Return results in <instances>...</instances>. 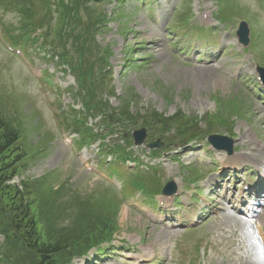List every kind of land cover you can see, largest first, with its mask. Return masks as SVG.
Instances as JSON below:
<instances>
[{
  "label": "rangeland",
  "instance_id": "1",
  "mask_svg": "<svg viewBox=\"0 0 264 264\" xmlns=\"http://www.w3.org/2000/svg\"><path fill=\"white\" fill-rule=\"evenodd\" d=\"M125 1L127 3L102 0L100 3L86 4L88 11L82 16L88 30L94 28L95 23L101 25L97 37L101 51L96 53L104 60L99 67L102 80L95 83L97 90L94 92L87 85L81 86L82 92L88 93V99L94 105L102 106V110L110 114L111 125L120 140L133 143V134L146 130L144 145L139 148L148 152L147 146L160 141L162 145L159 143L160 147L156 149L163 150L160 152L163 155L167 150L184 146L182 143L186 140L199 138L194 143L206 142L213 135H221L231 138L232 145L238 148L236 155L241 156L244 161L253 162L261 158L264 155L259 147L264 145L262 108L238 85L221 76L215 68L196 69L176 59L170 53L172 49L181 50L187 44L177 34L167 30L168 34L164 30L168 29L170 16L176 6L181 7L180 20L183 21L186 17V22L199 9L209 8L215 12L221 9L228 25L235 26L243 18L250 20L254 61L264 64V29L261 28L264 26L263 1L167 0L172 4L161 3L155 9L156 20H161L157 26L154 22L144 20L141 16L145 14L144 9L139 14ZM4 2L6 11L1 24L7 38L13 35L15 40H19L33 31L47 33L48 45L56 46V54L66 55V61L72 69L70 72L75 75L85 69V57L78 46L79 42L74 41L80 30L72 37L67 34L80 25V21L78 24L70 21L62 26L57 14L60 11L53 8L50 13L47 12L44 0ZM131 3L144 8L141 2ZM65 42L66 47H63ZM60 45L62 50L57 48ZM29 52L32 53L31 50ZM36 65L50 73H61V69L65 72V68L55 62L43 61V64L37 62ZM66 77L70 81L63 78L65 87L71 84V90L63 93L47 90L46 93L42 84L33 79L17 59L0 47V116L9 122L20 137L17 152L8 153V163L0 165V190L5 186L20 183L25 185L26 189L21 193L25 196L23 201L19 199L20 207L16 206V209L29 210L31 217L35 218L36 230L44 236L42 240L49 239L47 242L51 246L56 238L65 245H70L78 238L77 234L82 226L87 231L104 225L114 228V232L109 235L101 228L100 234L90 232L83 241L73 243L71 248L56 257L57 264H73L79 256L103 242L102 238L136 245L141 253L154 256L155 261L165 260L168 254L166 245L170 240L179 239L184 248H192L194 234L169 232L172 235L170 237L167 231L144 221L135 210L136 204L144 203L143 199L132 200L135 209L127 207L113 189L98 178L86 174L68 150L58 143L56 116L60 121L64 118L69 131H82L79 122L72 121L75 117L65 119L63 115L70 113L72 106L81 108V104L75 99V79L71 75ZM90 123L96 126V121L90 120ZM239 123L241 125L237 126ZM247 125L258 132L254 133L255 139L249 137L248 130L252 128ZM76 137L79 138L78 135ZM135 148L138 150H135L137 158L140 159V166L135 171L139 172L144 169L141 166L143 151ZM97 151H89L90 158L98 159L100 153ZM17 156L20 157L18 163ZM191 160L192 157H188L186 164L191 163ZM105 161L108 162L107 159ZM175 167L167 164L162 172L153 169L139 174L147 188L149 181L162 187V182L166 183L172 177H175L172 179L177 183H182L184 178L187 182L195 183L202 177L197 163L189 167L184 165L182 172ZM122 169V173L130 171L125 166ZM123 177L130 179L127 174ZM10 198H4L7 208L12 207V199L16 197L12 195ZM2 207L0 200V210ZM123 210L127 211L125 217ZM228 220V217L216 220L210 223L206 231L221 232L218 226L226 224ZM5 227L11 229L7 231H12L14 236L7 239L0 237V244L4 243L0 247V264H40L37 254L27 248L13 227L9 224ZM160 235L164 244L161 243ZM247 235L248 231L246 237ZM185 238L190 239L184 240ZM88 245L93 246L84 251ZM251 246L248 258L240 262H233L226 256L210 259L204 254L194 253L181 256L173 264H257L255 254L261 252L257 246ZM89 255L86 256V261L90 259L94 264L99 260L100 254L96 249ZM90 262L87 264H91ZM74 264L83 262L77 260ZM98 264L114 263L104 258Z\"/></svg>",
  "mask_w": 264,
  "mask_h": 264
},
{
  "label": "trees",
  "instance_id": "2",
  "mask_svg": "<svg viewBox=\"0 0 264 264\" xmlns=\"http://www.w3.org/2000/svg\"><path fill=\"white\" fill-rule=\"evenodd\" d=\"M98 1L99 0H54V2H51L50 0H44V6L49 13L53 8L57 11H60L57 14L62 22V26L70 21H74V23L76 22V24H78L77 22L79 21L81 22L80 25L72 28V30L67 33L72 37L77 30H80L79 34L74 38V41L79 42L78 46L85 57V69L81 72L75 73L77 86L79 88V91L76 94V98L79 99V103H81L82 105L80 114L83 116V118H85L86 120H88V118H100V125L101 127H104L111 126L110 114L104 112L102 110V106L94 105L90 101V99H88V93H83L81 87H87V85H89V88H92L95 92L97 90V85L95 83L101 82L102 80V71L99 69V67L103 64L104 60L102 57H99V54L96 53L101 51L99 44L96 43L95 40L96 34L98 33V30L95 28V25L97 23H95L94 28L88 30L86 24H84V21L82 20V16L87 14L88 11L86 4L95 3ZM46 35L48 34L46 33ZM78 79H82V82H79ZM123 116L125 117V115ZM19 138L20 137L18 132L9 124L8 121L0 116L1 166H4L8 163V160L6 159L8 153L17 152L16 147L17 143L19 142ZM16 158V163L20 162V157L17 156ZM23 189H26V187L23 183H20L18 185L5 186L0 190V200L3 204V207L0 210V235H2L4 239L14 236L13 233H11L12 231H7L11 229H7L5 227L7 226V224L11 225L13 227L12 229L17 232L18 236L26 244L27 248L37 254L40 264H57L56 257H59V255L62 254L65 250L71 248L73 246V243H80L81 240L83 241L88 237V234L90 232H97L98 234H100V228L105 230L108 235L114 232V228H108L105 225L99 226L98 229L96 228L91 231H87L84 226H82L80 227L81 229L77 234L78 238L75 239L70 245H65L60 241L59 238H56V240L54 241V245L51 246L47 242L49 239L46 241L42 240L44 239V236L42 233L36 230L35 218L33 219V217H31L32 215L29 214V210L26 209L22 211L21 208L16 209V206L20 207V201H23V197L25 196L24 194L21 195V193H23ZM18 194L20 197H18ZM12 195L16 197V200L12 199V207L7 208L4 198L11 199L10 197ZM16 201L17 203H14ZM91 220L94 221V218H92ZM92 223L94 224V222ZM102 239H104L105 241V238ZM3 245L4 243L1 244L0 247H2ZM83 245L85 244H81V246ZM93 245H88L84 249V251H87V249H89Z\"/></svg>",
  "mask_w": 264,
  "mask_h": 264
},
{
  "label": "water",
  "instance_id": "3",
  "mask_svg": "<svg viewBox=\"0 0 264 264\" xmlns=\"http://www.w3.org/2000/svg\"><path fill=\"white\" fill-rule=\"evenodd\" d=\"M144 138H145V132L144 131L138 132L135 134V139H136L137 144H141L143 142ZM225 140L227 141V138L221 137V136H219V137L216 136V137L210 138V142H212L213 145L217 148H223L224 145L221 142H224ZM225 148L230 149L229 146L225 147Z\"/></svg>",
  "mask_w": 264,
  "mask_h": 264
},
{
  "label": "bare ground",
  "instance_id": "4",
  "mask_svg": "<svg viewBox=\"0 0 264 264\" xmlns=\"http://www.w3.org/2000/svg\"><path fill=\"white\" fill-rule=\"evenodd\" d=\"M235 126H236V124H234ZM241 124L239 123L237 126H240ZM236 126V127H237ZM248 126V125H247ZM249 128L251 127L250 125L248 126ZM252 128V127H251ZM253 129V128H252ZM249 129L248 130V135H249V137H251L252 139H255V135L256 134H254V133H256L257 131H256V129ZM258 133V132H257ZM259 147L262 149V150H264V145H259ZM132 213V212H131ZM121 214V213H120ZM126 214H127V211L126 210H123V217H125L126 216ZM165 233V232H164ZM250 232H248V235H247V241L250 243V244H256L255 242H254V238L252 237V235H251V233L249 234ZM171 234V233H170ZM169 235V234H168ZM170 236V235H169ZM172 236V235H171ZM167 238V237H166ZM169 238V237H168ZM160 239H161V243H163V238H162V236L160 235ZM165 241V240H164ZM164 244V243H163ZM161 245V244H160Z\"/></svg>",
  "mask_w": 264,
  "mask_h": 264
},
{
  "label": "snow or ice",
  "instance_id": "5",
  "mask_svg": "<svg viewBox=\"0 0 264 264\" xmlns=\"http://www.w3.org/2000/svg\"><path fill=\"white\" fill-rule=\"evenodd\" d=\"M254 242L255 243H259L260 242L259 239H258V237H254Z\"/></svg>",
  "mask_w": 264,
  "mask_h": 264
}]
</instances>
